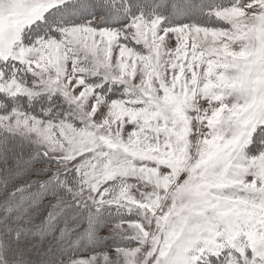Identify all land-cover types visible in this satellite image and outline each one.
Returning a JSON list of instances; mask_svg holds the SVG:
<instances>
[{"label":"snow or ice","instance_id":"6c2138e0","mask_svg":"<svg viewBox=\"0 0 264 264\" xmlns=\"http://www.w3.org/2000/svg\"><path fill=\"white\" fill-rule=\"evenodd\" d=\"M236 6L244 22L225 17L212 45L197 51L199 45L191 44L181 54L183 63L172 65L171 83L152 70L147 98L136 101L137 121L125 117L123 148L140 174L132 179L147 189L138 222L142 238L134 250L146 249V264H264V0ZM166 7L146 19L137 0H82L70 27L100 32L106 25L96 23L97 16L114 13L124 30L145 40L158 33L178 45L182 31L192 30L185 18L198 5L185 0ZM15 39L12 30L0 34V44L11 46ZM153 74L159 87L151 83ZM60 216L49 212L42 223L55 229ZM111 227L98 218L93 230L110 235ZM100 241L99 252L70 264H96L98 257L100 264H131L121 245ZM12 259L10 250L0 264Z\"/></svg>","mask_w":264,"mask_h":264},{"label":"rangeland","instance_id":"374dc122","mask_svg":"<svg viewBox=\"0 0 264 264\" xmlns=\"http://www.w3.org/2000/svg\"><path fill=\"white\" fill-rule=\"evenodd\" d=\"M74 1L0 0V34L7 30L16 34L11 46L0 44V92L11 97L28 98L50 94L68 101L67 112H61L57 118H41L18 111L0 115V128L10 133L3 132L0 140V154L5 156L0 160V182L4 178L7 180L8 175L15 177L12 185L7 187L10 190L14 186L21 188L24 184H30L31 187L35 182L37 185L48 183L53 188L49 187L48 195L44 198L48 210L53 208L58 211L67 207L69 210L61 215L67 213L65 218L78 217L67 220L72 222L68 228L85 230L79 239L83 242L87 241V229L95 224L100 208L106 205L114 207L126 216L109 222V226L114 225L111 234L107 230L99 231L100 237L101 234L115 235L123 238L124 243L130 242L121 245L125 250L124 256L131 264H146V249L139 252L134 250L136 240L142 238L143 229L138 222L141 209L145 207L142 202L147 189L141 181L132 179L140 174L131 167L123 148L122 142L127 139L123 126L125 117L132 123L137 121L141 105L136 101L147 98L144 93L149 89V74L152 70L158 74L160 81L171 83V77L175 74L172 65L183 63L181 54L191 44L199 45L197 51L212 45L220 35V30L226 27L225 17L232 18L234 23L244 22L245 17L236 5L246 0H187L198 7L185 18V22L193 27L191 31H182L178 45H173L167 37L158 33H147L145 40L144 36L132 30L106 27L96 32L92 26L76 29L65 26L61 39L59 36L51 37L53 29L45 30L43 38L35 40L32 37L34 43L25 44L33 35L32 30L31 35L23 39L29 33L28 28L44 20L51 10L62 4L67 9H74ZM151 1L155 2V7L145 10L146 19L154 18V15L151 17V11L166 13V5L185 2L145 0V3L149 6ZM45 24L50 26L53 20L47 17ZM54 25L58 26L55 22ZM197 25L200 31L195 30ZM156 81L157 76L153 74L151 83L159 87ZM78 84L80 86L76 87ZM8 135L9 138L6 137ZM8 148L10 152L17 153V159L20 156L24 159L16 161V158L8 157ZM40 154L44 156L42 161L38 158L35 160L34 156ZM29 160L31 164L27 181L17 183L21 170L29 165L26 163ZM72 169L69 174L68 171ZM57 181L60 183L57 184ZM59 188L61 191H58ZM100 194H103L102 200ZM8 198L5 196V199ZM24 202H20L21 205ZM11 218L5 217L2 224L6 233L0 234V261L5 259L8 249L13 246L12 237L14 240L19 238L18 227L13 232L7 229L12 227L11 222L8 223ZM83 219H87L84 227ZM19 221L21 218L14 220ZM72 235L75 238V232ZM51 247L53 250L55 246ZM94 251L99 252L100 249L83 254L72 253L55 264H70L79 257H90ZM33 258L30 251V257L24 259L23 263L19 262L43 264L42 261H36V258L33 262ZM102 259L98 257L96 264H100ZM112 264L124 262L112 261Z\"/></svg>","mask_w":264,"mask_h":264},{"label":"trees","instance_id":"16d2710c","mask_svg":"<svg viewBox=\"0 0 264 264\" xmlns=\"http://www.w3.org/2000/svg\"><path fill=\"white\" fill-rule=\"evenodd\" d=\"M82 2V0H76L74 1V9H67L65 4H62L60 6L51 10L48 14V18L53 20V24L50 26L44 24V26L36 27L35 29H32V26L28 28L29 32L28 34H25V36H30L31 32L33 30V35L30 36L29 40L25 42L26 45L33 44L35 40L33 41V38H36V34H40V38H43L42 33L45 30H52L54 29V33L51 34L52 36H59V38H62L63 30L65 26H70L74 19L79 18V11H78V5ZM121 0H117V3H120ZM138 3H142L144 5V11L147 9L154 8L155 2H152L149 4V6L145 3V0H137ZM155 15L151 11V17ZM115 14L111 15H105L103 17L97 16L96 23L100 22L101 24H105L106 27H114V28H122L118 21L115 20ZM54 22L58 25L55 26ZM31 29V31H30ZM58 30L57 32H55ZM61 36V37H60ZM54 38V37H53ZM45 96V99L43 98ZM62 96V95H61ZM68 101L61 99L58 96L50 95V94H42L39 96L28 98L26 96H14L11 97L7 94H4L0 92V115H3L7 112H24L26 114H31L37 117L52 119L57 118L62 113L67 112L68 110ZM3 132L10 134L9 132L5 131L4 129L0 128V140L3 138ZM9 138V135L6 136ZM7 155L8 157L16 158V161L20 159L23 160L24 157L20 156V158L17 159V153L15 151L10 152V149H7ZM43 155L45 153L43 152ZM43 155H36L34 156V159H42L44 158ZM2 158H5L4 155L0 154V160ZM42 161V160H41ZM1 163V162H0ZM25 163V162H23ZM29 165L21 170L20 172V180H16L17 183L27 181L26 176L29 174V167H30V160L26 161ZM23 166V164H21ZM33 165V164H32ZM74 169L68 171L69 174ZM53 175H55V171L53 172ZM53 178V177H52ZM15 177L11 178L9 175L7 176V180H4L0 182V234L5 235V229L2 224L4 223V218L11 217V220L8 222H11L12 227H8L7 229L13 232L15 227L19 228L18 236L19 238L14 240V237H12L11 245H13L11 248H9V252L5 255L8 256L11 252L14 254V259H12L13 264H21L24 262V259L27 257H30V251L31 254H33V257L36 258V261H41L43 264H55L56 261L64 259L68 257L72 253H86L90 250L99 249L97 248V244L101 243L100 241V233L98 230H93V226L89 227L87 229V241L79 240L81 238V235L85 232L81 230H73L72 228H68V226L72 223L70 221H67V224H65V215L60 216V221L55 229H50L47 227L46 224H43L42 221H44L46 215L49 212H58L61 214H64L69 209L67 207L54 211L55 209L52 208V210H48V205L44 202V198L46 195H48V190L50 185L48 183H44L41 185H37V183H33L31 187H29L30 184H24L21 188H16L17 186H14L11 190L10 188L7 189V187L14 181ZM22 179V180H21ZM24 180V181H23ZM53 180V179H50ZM52 182V181H51ZM43 183V182H42ZM48 188V189H47ZM51 189H53L51 187ZM58 191H61V188L58 189ZM6 197H9L8 199H5ZM25 200L24 205H21L22 201ZM11 202V203H10ZM21 202V203H20ZM20 204V205H19ZM51 206V205H50ZM109 205H106L105 207L100 208V213L98 218H103V220L107 221V223L114 221V219H117L122 214L118 210H115L114 207L109 208ZM75 213V212H74ZM16 218H21V221L14 222ZM97 218V219H98ZM92 219V218H90ZM96 219V220H97ZM82 227L87 222V219H83ZM14 224V226H13ZM16 224V225H15ZM103 227V224L101 225ZM76 228V226H74ZM61 229L63 231H61ZM21 230V231H20ZM71 230V232H70ZM67 231L69 232V235H67ZM77 231V232H76ZM79 231V232H78ZM75 232V238H73L72 233ZM52 234V236H50ZM80 235V236H79ZM101 237H104V239L109 243L111 241L112 244L116 243L119 245L129 244L130 242L124 243V239L117 237V236H103L101 234ZM1 236H0V244H1ZM63 241V244L60 245V242ZM65 239V240H63ZM79 240V241H78ZM78 241V243L75 244V242ZM55 246L53 250H51V246ZM63 247V248H61ZM51 252H50V251ZM71 250V251H70ZM33 258V262H35V259ZM18 262V263H17ZM29 264V263H27ZM42 264V263H41Z\"/></svg>","mask_w":264,"mask_h":264},{"label":"bare ground","instance_id":"6f19581e","mask_svg":"<svg viewBox=\"0 0 264 264\" xmlns=\"http://www.w3.org/2000/svg\"><path fill=\"white\" fill-rule=\"evenodd\" d=\"M128 249H130V248H128Z\"/></svg>","mask_w":264,"mask_h":264}]
</instances>
